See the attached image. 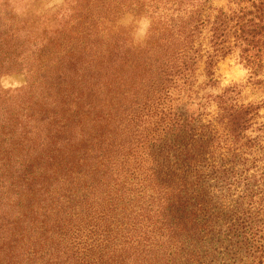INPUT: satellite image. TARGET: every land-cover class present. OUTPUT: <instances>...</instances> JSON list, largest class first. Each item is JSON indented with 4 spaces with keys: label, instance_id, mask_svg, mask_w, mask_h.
I'll use <instances>...</instances> for the list:
<instances>
[{
    "label": "trees",
    "instance_id": "16d2710c",
    "mask_svg": "<svg viewBox=\"0 0 264 264\" xmlns=\"http://www.w3.org/2000/svg\"><path fill=\"white\" fill-rule=\"evenodd\" d=\"M71 3L50 42L0 28L37 74L0 96V264H264V0ZM236 53L258 103L205 93Z\"/></svg>",
    "mask_w": 264,
    "mask_h": 264
},
{
    "label": "rangeland",
    "instance_id": "374dc122",
    "mask_svg": "<svg viewBox=\"0 0 264 264\" xmlns=\"http://www.w3.org/2000/svg\"><path fill=\"white\" fill-rule=\"evenodd\" d=\"M72 0H0V28H8V40L6 42H50L51 32L59 28L70 32L73 28V5ZM213 7L216 9L226 8L227 0H213ZM126 24H129L126 22ZM32 26V32H21ZM149 26L145 20L136 24L133 29L127 30L126 39H132L133 42H146V35ZM16 34V37H12ZM53 35L55 42L58 39ZM71 37V34L68 33ZM59 38V37H58ZM131 41V40H130ZM128 42V41H126ZM74 44L72 40L65 42L67 47ZM206 44V43H204ZM36 72L33 69H27L16 72H4L0 74V96H6L10 101L8 104L15 103L14 98L18 95H24L32 85ZM216 77L219 81V87L216 89H207L205 93L219 94L221 89L238 85L245 87L242 91L241 102H259L261 95L248 86L249 71L240 61L238 54L228 56L220 61L216 70ZM200 83L206 81L203 68L200 71ZM30 95L41 100L40 92L30 93ZM264 96V95H263ZM264 99V98H263ZM214 110V108L212 109ZM264 123V111L262 112Z\"/></svg>",
    "mask_w": 264,
    "mask_h": 264
}]
</instances>
